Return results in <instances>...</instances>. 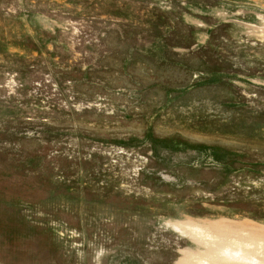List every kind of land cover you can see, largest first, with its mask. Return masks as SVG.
Segmentation results:
<instances>
[{"label":"rangeland","instance_id":"374dc122","mask_svg":"<svg viewBox=\"0 0 264 264\" xmlns=\"http://www.w3.org/2000/svg\"><path fill=\"white\" fill-rule=\"evenodd\" d=\"M0 264H264V0H0Z\"/></svg>","mask_w":264,"mask_h":264}]
</instances>
